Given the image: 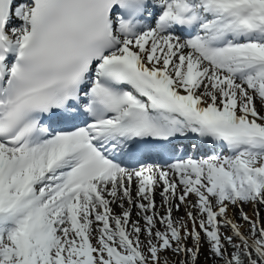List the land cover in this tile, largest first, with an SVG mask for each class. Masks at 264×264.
Listing matches in <instances>:
<instances>
[{
	"label": "snow or ice",
	"instance_id": "snow-or-ice-1",
	"mask_svg": "<svg viewBox=\"0 0 264 264\" xmlns=\"http://www.w3.org/2000/svg\"><path fill=\"white\" fill-rule=\"evenodd\" d=\"M0 264H264V0H0Z\"/></svg>",
	"mask_w": 264,
	"mask_h": 264
}]
</instances>
